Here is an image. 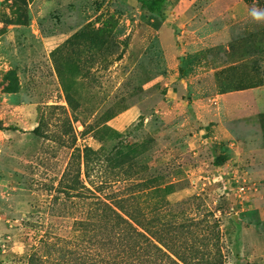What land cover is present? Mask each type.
Masks as SVG:
<instances>
[{"label": "rangeland", "instance_id": "obj_1", "mask_svg": "<svg viewBox=\"0 0 264 264\" xmlns=\"http://www.w3.org/2000/svg\"><path fill=\"white\" fill-rule=\"evenodd\" d=\"M253 11L264 0H168L161 15L136 0H0V264H31L42 237L84 216L62 186L75 150L96 151L103 192L179 224L219 220L225 264H264Z\"/></svg>", "mask_w": 264, "mask_h": 264}, {"label": "trees", "instance_id": "obj_2", "mask_svg": "<svg viewBox=\"0 0 264 264\" xmlns=\"http://www.w3.org/2000/svg\"><path fill=\"white\" fill-rule=\"evenodd\" d=\"M136 1L160 15L168 4V0ZM50 107L65 109L58 104ZM68 125L73 131L71 122ZM40 127L34 131L40 132ZM96 159V151L73 152L63 178V193L70 199L81 198L84 216L74 219L69 236L49 233L42 237L31 264H225L219 220L190 216L179 224L173 208H164L159 202L146 205L137 202L135 194L118 197L115 192H103L98 188L101 173L94 167ZM148 189L149 194L156 192V188ZM193 227L199 228V234ZM213 244L220 248H206Z\"/></svg>", "mask_w": 264, "mask_h": 264}, {"label": "clouds", "instance_id": "obj_3", "mask_svg": "<svg viewBox=\"0 0 264 264\" xmlns=\"http://www.w3.org/2000/svg\"><path fill=\"white\" fill-rule=\"evenodd\" d=\"M252 15L256 20L264 19V14L258 13L256 11H253Z\"/></svg>", "mask_w": 264, "mask_h": 264}, {"label": "built area", "instance_id": "obj_4", "mask_svg": "<svg viewBox=\"0 0 264 264\" xmlns=\"http://www.w3.org/2000/svg\"><path fill=\"white\" fill-rule=\"evenodd\" d=\"M241 189L244 190L245 189V186H242Z\"/></svg>", "mask_w": 264, "mask_h": 264}]
</instances>
